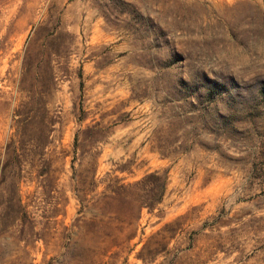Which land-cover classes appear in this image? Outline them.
<instances>
[{
	"label": "rangeland",
	"instance_id": "rangeland-1",
	"mask_svg": "<svg viewBox=\"0 0 264 264\" xmlns=\"http://www.w3.org/2000/svg\"><path fill=\"white\" fill-rule=\"evenodd\" d=\"M2 1L0 166L27 87L53 124L7 174L0 264H264V0Z\"/></svg>",
	"mask_w": 264,
	"mask_h": 264
},
{
	"label": "trees",
	"instance_id": "trees-1",
	"mask_svg": "<svg viewBox=\"0 0 264 264\" xmlns=\"http://www.w3.org/2000/svg\"><path fill=\"white\" fill-rule=\"evenodd\" d=\"M4 4L2 0H0V7ZM51 39L46 42L43 46H27L24 49V53L22 56L21 61V68L20 73L22 74V77L24 75H28L30 80V84H34L41 74L43 76H50L52 78L55 77L53 68L50 64L52 61V56L54 50L52 49V46L50 44ZM40 60H45V68L43 72L40 73V66H37L36 64L39 63ZM35 80V81H34ZM34 81V82H33ZM21 88L25 89L21 86ZM34 87H28L26 90L28 92H32L33 94L30 95L29 99L21 103L20 106L16 109V119L13 124V132L9 136V140L5 144V150L2 153L4 155L3 161L0 166V199L3 197H6L8 201L11 199H14L15 204L18 207H21L24 209L23 204L21 203V197L19 194V188L18 185H15V189L9 190L10 182L15 181L14 178H11L7 176L9 172L18 173L19 169L21 168V156L22 153L25 151H28L29 153L33 154L35 153V149L43 150L44 147L48 143V139H46L47 135L46 132L51 127L53 123L48 122L46 117L40 114V112L37 109V105L39 101L36 98V93L34 94ZM85 116H81L79 120H83ZM100 122H95L94 124L87 125L85 127V131L97 129L99 127ZM98 132V131H96ZM45 137V139H44ZM78 135L76 134L75 141H74V147H73V157L71 159V166L75 173L76 169L74 168L75 161L79 158L77 156V149H78ZM24 142L30 144L29 147H26L22 144ZM25 150V151H24ZM80 155H84L80 154ZM89 169H86V171L91 169V172L94 173L95 171V165L94 162L88 163ZM157 172H152L150 174H147L145 178H154L156 177ZM39 174H43L42 171ZM14 177V176H13ZM11 180L9 183L8 181ZM78 182V181H77ZM82 191V188L80 186V189ZM84 190V189H83ZM112 192H115V189H111ZM160 199L155 197L154 202L159 201ZM143 206H150L149 203H146L145 201H141L139 204V208Z\"/></svg>",
	"mask_w": 264,
	"mask_h": 264
}]
</instances>
